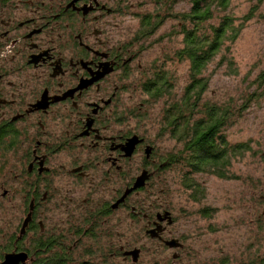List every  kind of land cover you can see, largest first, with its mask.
Listing matches in <instances>:
<instances>
[{
	"label": "flooded vegetation",
	"instance_id": "af4514ba",
	"mask_svg": "<svg viewBox=\"0 0 264 264\" xmlns=\"http://www.w3.org/2000/svg\"><path fill=\"white\" fill-rule=\"evenodd\" d=\"M115 6L0 0V174L18 185L0 191L22 196L18 220L0 235V264L7 255L18 264H216L189 252L169 206L138 200L156 163L147 141L123 129L135 55L117 37ZM135 156L140 167L125 180ZM108 182L118 185L107 191Z\"/></svg>",
	"mask_w": 264,
	"mask_h": 264
},
{
	"label": "rangeland",
	"instance_id": "374dc122",
	"mask_svg": "<svg viewBox=\"0 0 264 264\" xmlns=\"http://www.w3.org/2000/svg\"><path fill=\"white\" fill-rule=\"evenodd\" d=\"M116 1L115 7L119 11L114 21L118 24L117 37L131 43V53L135 55L122 102L123 129L147 141L156 163L151 184L139 194L138 200L145 204L156 201L170 207L173 216L177 217L176 229L185 233L187 248L198 261L257 264L259 259H264V85L258 88L256 80L264 71V0H230L228 9L215 14L211 22L217 25L222 15H228L233 18L234 25H241V32L226 55L233 61L237 75H228L224 64L217 66L221 52L203 75L209 78V83L202 95V103L229 104L234 108L248 97L261 94L252 97L241 116H234L222 130L230 145L241 143L250 147V151L231 162L228 173L232 178L228 180L206 173L187 176L188 169L184 166L164 165V158L181 151L185 142L171 137L164 118L165 109L180 98L189 83V63L174 60V52L182 47V37L171 36L174 29L177 31L176 22L167 19L154 35L135 42L140 20L154 11L155 0ZM176 8L186 12L188 0ZM162 68L172 88L163 97L152 100L142 85ZM12 159L10 169L14 176L20 172L21 165L18 154L13 153ZM140 164L141 158L135 156L124 166L125 180L136 175L135 169ZM7 177L9 175L5 176L2 169L0 189L15 190L17 183L13 182L11 187ZM189 180L191 186L186 185ZM117 185L108 182L106 189L111 191ZM193 185H197L195 196ZM21 204L19 193L4 198L0 191V235L7 231L9 223L18 220ZM161 254L156 256H163Z\"/></svg>",
	"mask_w": 264,
	"mask_h": 264
},
{
	"label": "trees",
	"instance_id": "16d2710c",
	"mask_svg": "<svg viewBox=\"0 0 264 264\" xmlns=\"http://www.w3.org/2000/svg\"><path fill=\"white\" fill-rule=\"evenodd\" d=\"M184 1L155 0L154 11L142 16L141 26L135 35V41L149 38L167 19L174 20L177 31L174 29L171 36L182 37V47L174 52V60L189 63L188 85L180 98L171 102L164 111L166 129L172 138L179 142L185 141L184 146L174 155H167L163 163L165 166L179 164L186 167L187 176L206 173L228 180L232 178L228 173L231 162L250 151V147L241 143L230 145L222 130L234 116H241L252 97H260L261 94L248 97L234 108L229 104L202 103V95L209 83V78L203 75L221 52L223 54L217 66L224 64L228 75H237V70L232 67L233 61L226 55H229L230 46L239 36L241 25H234L233 18L228 15H222L217 25L211 23L215 14L224 13L228 9L230 0H188V10L177 11L176 7ZM169 80L163 68L158 69L145 81L143 90L150 99L157 100L172 88ZM256 80L258 88H261L264 85V71ZM186 185L191 186L190 180L186 181ZM196 186L193 185V196L197 195Z\"/></svg>",
	"mask_w": 264,
	"mask_h": 264
},
{
	"label": "water",
	"instance_id": "95a60500",
	"mask_svg": "<svg viewBox=\"0 0 264 264\" xmlns=\"http://www.w3.org/2000/svg\"><path fill=\"white\" fill-rule=\"evenodd\" d=\"M136 142L137 141H136L135 138H131V139L128 140V142H127V144H126V146L124 148L125 157H130L131 156ZM143 184H144V177L141 176V177L136 179L132 189L141 188L143 186ZM20 261H21V256L20 255H7V256L4 257V260L1 262V264H18Z\"/></svg>",
	"mask_w": 264,
	"mask_h": 264
}]
</instances>
